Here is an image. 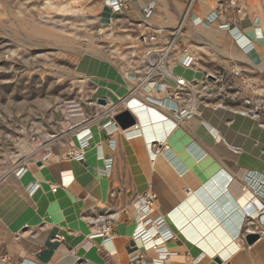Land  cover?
<instances>
[{
  "label": "crops",
  "instance_id": "obj_1",
  "mask_svg": "<svg viewBox=\"0 0 264 264\" xmlns=\"http://www.w3.org/2000/svg\"><path fill=\"white\" fill-rule=\"evenodd\" d=\"M221 1L199 0L195 16L206 20ZM242 3L241 14L229 7L220 20L199 28L189 25L187 35L196 38L186 39L202 46L207 60L213 62L211 68L244 71L264 91V0ZM149 4L160 7L152 19L141 24L143 33L170 31L178 26L185 6L180 1L175 2L173 11L165 0H131L128 13L143 23ZM107 9L101 11L106 20L108 14L112 18L124 13L113 14ZM222 24H229L233 31L221 29ZM236 33L241 35L240 41L235 40ZM164 35L167 32L159 35L161 41L166 40ZM97 66V70L104 69ZM186 70L193 78L208 72ZM103 71L98 75L105 76V80H97L100 88L93 98L105 97L108 106L97 110L100 117L90 125L92 139L83 160L75 158L79 144L78 136L73 134L51 149L48 159L40 155L27 164L20 177L16 168L0 170V264H264V235L253 245L245 242V237L253 234L255 221L263 215L264 127L259 124L246 131L248 120L235 112L223 107L204 108L169 136L170 145L189 163L186 174H181L161 155L163 145H153L159 157L153 162L145 138L127 137L111 121L112 106L127 96L133 82L117 65ZM169 82L173 85L172 80ZM147 96L140 92L139 98H133L175 121L168 105L164 108L151 104ZM153 96L165 98L158 93ZM192 143L206 150L204 163L184 154ZM108 160L113 162L111 169H106ZM219 169L229 175L228 190L235 200L241 202L250 192L253 197L244 207L247 210L254 205V211L246 212L234 243L230 240L208 246L209 233L200 232L203 235L199 240L198 232L189 231V223L185 222L182 231L174 216L187 192H197L196 188ZM149 194H156L157 200L145 220L148 226L164 220L167 236L157 235L152 242L144 243L133 240V234L141 220L137 201ZM111 212H118L119 218L113 239L104 243L93 236L90 221ZM202 236H206L205 241ZM154 244L157 249L152 248Z\"/></svg>",
  "mask_w": 264,
  "mask_h": 264
},
{
  "label": "rangeland",
  "instance_id": "obj_2",
  "mask_svg": "<svg viewBox=\"0 0 264 264\" xmlns=\"http://www.w3.org/2000/svg\"><path fill=\"white\" fill-rule=\"evenodd\" d=\"M130 1L122 15L110 18L108 14L107 21L101 11L108 10V0H0L2 172L29 165L40 155L49 154L67 138L76 136L75 131L81 123L95 120L99 115L97 110L106 107L93 98L100 88L97 80H105V76L98 75L104 73V69L117 65L128 78L137 73L133 85L144 78L147 47L141 43L144 33L140 19L128 13ZM165 1L173 11L176 1L185 5L180 24L191 0ZM198 4L199 0H195L167 62L174 74L193 78L180 69L189 54L196 58L191 68L208 71L200 78H193L192 89L184 93L182 106L190 105L198 110L195 114L184 115L179 126L200 115L204 108L220 105L233 112H256L251 117L264 126L262 87L254 85L244 71L235 70L240 72V76L235 77V71L211 68L213 62L207 60L202 46L186 39L196 38L187 35L189 25L203 27L207 20L195 16L199 12ZM159 7L156 9L154 4L150 19ZM164 36L166 40L162 41L159 37L161 45L173 39L168 33ZM97 63L104 69L97 70ZM215 77H219L218 82ZM148 89L141 92L147 96L152 92ZM261 208L263 215L255 221L253 228L257 233L253 234L264 235V205Z\"/></svg>",
  "mask_w": 264,
  "mask_h": 264
},
{
  "label": "built area",
  "instance_id": "obj_3",
  "mask_svg": "<svg viewBox=\"0 0 264 264\" xmlns=\"http://www.w3.org/2000/svg\"><path fill=\"white\" fill-rule=\"evenodd\" d=\"M242 1L245 0L221 1L217 9L215 10L214 19L218 20L219 18H222L229 7L235 9L238 14H241L243 12V7L241 6ZM194 2L195 0H191L182 22L173 31H154V32H148L142 34L141 43L147 47V52L145 55L147 62V67L145 69V76L142 80H138V82L133 85L134 87L130 89L127 96L123 97V99L118 100V102H116L112 106L111 121L116 126L118 125L114 121L113 117L123 111H129L136 118L137 121L136 124L128 130L139 129L138 118L134 115V113H132L130 108H128L125 103L126 102L129 103L131 101L130 98L135 97L143 89L146 90L148 86L147 84H149L152 87L151 88L152 92L148 93L147 101H149L151 104L158 105L159 107L160 106L167 107L168 105L167 108L169 109V111H171L174 114L178 122L184 115H188L189 113L191 114L196 113L197 110L194 108V106H190V105H185L184 107L182 106V104L184 103V93L187 90L192 89L194 81L187 80L183 76L174 74V71L171 69V67H168L167 65L168 59L171 56V52L173 48L176 47V42L183 32L185 23L187 21V18L189 17ZM107 6L108 8L111 9L113 14H122L129 7V0H108ZM153 10H154V4H149L144 11V22L141 24L146 23L150 19ZM210 21L212 22V20L209 19L208 22ZM220 28L230 30L231 32L233 31L229 24H222ZM164 32H167L168 35H170L173 38L171 42L167 43V45L159 44V35ZM240 36H241L240 34L236 33L234 36L235 40H239ZM249 48L250 47H247V49ZM195 60L196 58L194 56L187 54L183 60L182 67L185 69H190ZM136 75L137 73H135L133 76H130V79L134 81L137 80ZM233 75L235 77H238L240 76V72L235 71ZM170 80L173 81V85H171V83L169 82ZM215 81L218 82L219 77H215ZM208 89L211 88L208 87ZM154 93L163 94L170 100V103L167 104L166 102H164L162 104L161 99L157 100L153 96ZM246 103L252 104L249 101H247ZM248 113L250 115L252 113L256 115V112H248ZM96 117H100V116L97 115ZM93 121L94 120L92 121L88 120L81 123L75 131L77 132L76 135L78 136L77 139L79 144V152L76 153L75 158H77L78 160L84 159V151L90 147V141L92 139L90 125L93 123ZM128 130L122 132L124 133L127 132ZM49 157H50V153L43 156L44 159H48ZM112 163L113 162L111 160H108L106 169H111ZM15 168H16V174L19 177L26 172V165H19L16 166ZM156 200H157L156 194H149L147 196L141 197L137 201V206H136L137 213L141 220L139 222L136 231L133 234V240L135 241L141 240L142 242L147 243V242H152V240H154L157 237V235L166 234L165 233L166 223L164 220H160L157 222L156 225L151 224L150 226H148L145 220V218H147L148 213L151 210H153ZM118 218H119L118 212L105 213L93 218L90 221L91 226L94 228L93 236H98L102 238L104 243L110 242L114 237V226ZM169 238H172V236ZM152 248L157 249L158 246L154 244ZM164 257L165 256H163V258ZM77 264H84V263L79 262Z\"/></svg>",
  "mask_w": 264,
  "mask_h": 264
},
{
  "label": "bare ground",
  "instance_id": "obj_4",
  "mask_svg": "<svg viewBox=\"0 0 264 264\" xmlns=\"http://www.w3.org/2000/svg\"><path fill=\"white\" fill-rule=\"evenodd\" d=\"M209 19L212 20V22L215 20L214 13L211 17L207 18L203 25H208L211 22H208ZM180 69L184 70L185 74L187 73V70L182 66H180ZM147 88H149L147 91L150 92L152 87L148 86ZM135 97L139 98V94ZM164 97L165 98L161 97L162 104L164 102L170 103V100L166 96ZM125 104L138 118L139 124V129L128 130L127 132H124L125 135L127 137L142 136L145 138L147 147L151 152L150 158L153 162L159 158H157L156 153L152 150L153 145L155 143L163 145L164 149L160 152L161 155L164 156L163 158H166L181 174H186L188 170V162H185V158H183L184 156H181V154L178 153L175 148H173L174 146L172 147L169 142V136L173 134V131L179 129V122L174 114L170 111L175 121H173L172 118L165 116L164 113H160L153 107L143 104L142 100L137 98H131V101L129 103L126 102ZM192 105H194V103ZM222 107L223 106H219L217 108ZM223 110L228 109L223 107ZM235 113L248 120L247 124L244 126L246 131H249L255 125L259 126L260 124L255 117H251L246 111H237ZM260 125L263 126L262 124ZM244 141L242 142L244 143ZM205 151L200 148L198 144L192 143L187 151L184 150V154L186 152L190 159L195 162L204 163L207 160V153ZM188 161L190 162V160ZM229 179V175L224 170L219 169L205 182V184L202 182L203 184L196 188L198 189L197 192H195L196 190H190L187 192L185 202L180 206V210L175 212L176 215L174 218L179 228L183 229L182 231H184V225L186 222L190 224L188 226L189 231L193 230L192 232L194 233L198 232L197 236L199 240L201 235H203L201 234L202 232L209 233L206 234L207 236L209 235L207 237L208 240L205 239L206 236H202L204 237V241L206 240L209 243L208 246H211V244H217L216 242L222 243L223 245L230 240L234 243L233 238H238L241 230L240 228H242L245 223L244 216L246 215V212L251 213L254 211V208L252 207L254 205H251L247 210L244 207L245 203H247V199L253 197L250 192H248L247 196L243 198L241 202L235 200L228 190ZM186 230L187 228L185 231ZM252 233H256V231H253Z\"/></svg>",
  "mask_w": 264,
  "mask_h": 264
},
{
  "label": "water",
  "instance_id": "obj_5",
  "mask_svg": "<svg viewBox=\"0 0 264 264\" xmlns=\"http://www.w3.org/2000/svg\"><path fill=\"white\" fill-rule=\"evenodd\" d=\"M97 103L101 106H107L108 101L105 98H98ZM114 121L118 125V127L122 130H128L136 124V118L129 112L123 111L113 117ZM41 166V163L39 164ZM260 239L259 234H249L245 237V242L248 245H253Z\"/></svg>",
  "mask_w": 264,
  "mask_h": 264
}]
</instances>
